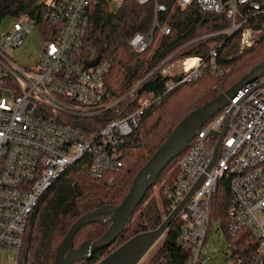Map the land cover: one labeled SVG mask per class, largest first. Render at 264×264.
Here are the masks:
<instances>
[{
  "label": "built area",
  "instance_id": "obj_1",
  "mask_svg": "<svg viewBox=\"0 0 264 264\" xmlns=\"http://www.w3.org/2000/svg\"><path fill=\"white\" fill-rule=\"evenodd\" d=\"M91 1L46 0L44 15L49 28L21 16L0 30V264H17L32 212L43 192L68 167L81 162L93 178L121 167V140L135 129L143 110L123 113L121 97H112L105 82L108 62L83 48L85 12ZM108 1L115 5L121 2ZM177 2L181 6L194 2L202 11L224 13L231 21L224 30L228 34L245 23L250 11L260 9V0ZM156 9L163 11L165 6L157 4ZM31 27H36L45 41L34 68L20 65L10 54L29 37ZM162 33L168 34L169 27L162 26ZM152 37V31L136 32L128 43L133 50L143 52ZM254 37V30L243 26L240 49L252 46ZM210 54L213 60L214 51ZM95 58V65L85 67ZM168 59L161 63L160 75H178L181 82H187L201 72L200 56L179 58L178 72L173 71L176 66ZM212 72L219 74L220 70ZM262 83L264 75L245 84L201 126L181 152L172 183L163 188L171 212L203 177L175 217L180 222L177 242L188 253L184 264H208L210 254L202 251V245L213 224L230 243L225 264H264ZM172 86L171 80L165 83L167 90ZM119 110L122 114L117 120ZM84 117L103 124L95 128L93 120L82 122ZM224 175L229 177L230 197L228 221L223 225L222 219L215 216L213 197ZM239 231L244 232L236 237Z\"/></svg>",
  "mask_w": 264,
  "mask_h": 264
},
{
  "label": "trees",
  "instance_id": "obj_2",
  "mask_svg": "<svg viewBox=\"0 0 264 264\" xmlns=\"http://www.w3.org/2000/svg\"><path fill=\"white\" fill-rule=\"evenodd\" d=\"M44 4L46 0H0V23L6 17L24 16L49 28ZM157 4H163L165 10L158 11ZM85 15L87 24L82 37L83 48L88 54L93 52L108 62L105 82L112 97H121L123 113L139 108L143 110L135 129L121 140L122 165L117 171H107L102 177L93 178L78 162L68 167L43 192L30 216L17 264H53L59 244L77 220L102 207H117L138 174L180 121L224 92L227 83L240 79L264 57V0H260V9L250 11L245 23L230 34L224 32L231 25L224 13L202 11L194 2L181 6L177 0H148L144 3L121 0L119 5H115L108 0H92ZM164 25L169 27L168 34L162 33ZM243 26L258 30L260 36L256 44L238 53ZM149 31H152V40L158 41L153 51L147 54L152 43L143 52L133 50L128 43L130 38L136 32ZM199 31L208 36L191 41ZM185 48L187 51L182 52ZM212 48L216 52L213 60L210 54ZM185 56L201 57L202 68L197 78L181 82L178 75L163 77L159 74L157 67L166 58L169 57V62L173 57ZM212 69L223 70V74H214ZM168 80L173 83L169 90L165 88ZM135 86L134 94L127 95ZM81 120H93L95 128L103 124L92 117ZM180 154L171 158L156 176L157 180H161L164 172L173 166L169 176L158 184L160 203L155 197L149 198L148 194L150 188L157 185L156 180L145 191L141 202L109 245L96 249L89 258L78 259L71 264H96L132 236L153 230L161 224L163 217L169 214L170 204L164 195L163 185L172 183ZM220 182V189L213 197L216 205L214 212L218 214L214 215L220 217L224 225L228 221L229 177L224 175ZM100 217L106 218L108 214L103 213ZM109 226L108 221L86 222L73 236V248L84 241L99 239ZM179 232L180 222L177 218L169 224L161 243L144 264H184L188 253L177 242ZM242 232L239 231L236 237ZM109 248L113 249L109 251ZM251 249L247 250V254Z\"/></svg>",
  "mask_w": 264,
  "mask_h": 264
},
{
  "label": "water",
  "instance_id": "obj_3",
  "mask_svg": "<svg viewBox=\"0 0 264 264\" xmlns=\"http://www.w3.org/2000/svg\"><path fill=\"white\" fill-rule=\"evenodd\" d=\"M97 61L98 58H95L93 61L87 62L85 67L95 65ZM263 75L264 61L246 72L227 92L215 97L207 104L188 114L167 138L147 166L138 174L130 190L117 207H102L92 213L84 215L73 224L67 235L59 244L53 264H71L78 259H87L96 249L109 245L121 232L125 223L141 202L145 191L152 185L153 180L161 172L165 164L171 158L183 152L190 140L199 133L201 126L220 110V108L226 105L229 99H232L241 87ZM262 85H264V83H262ZM223 133L224 129L220 133L219 140L222 138ZM217 149L218 144L215 147L214 158L217 155ZM202 179L203 177L196 182L184 200L164 217L157 228L140 232L132 236L102 257L96 264H137L155 241L164 234L181 207L193 195ZM103 213H107L108 217H100ZM88 221H108L110 222V226L99 239L95 241H84L79 247L73 248V236Z\"/></svg>",
  "mask_w": 264,
  "mask_h": 264
},
{
  "label": "rangeland",
  "instance_id": "obj_4",
  "mask_svg": "<svg viewBox=\"0 0 264 264\" xmlns=\"http://www.w3.org/2000/svg\"><path fill=\"white\" fill-rule=\"evenodd\" d=\"M17 18L15 17H6L2 20V22L0 23V30L3 29H7L14 21H16ZM254 30V38L256 42V40L258 39V37L260 36V32L258 30ZM160 33V31H159ZM198 35H196L195 39L191 40V41H196V40H200L203 38V36L207 37L208 35H203V31H199L197 33ZM159 36V34L157 35ZM158 39V38H157ZM190 41V42H191ZM190 42H188L186 45H188ZM45 41L43 40L41 34L39 33V31L37 30L36 27H31L30 30V34L29 37H27L24 41V43L21 45V47L18 50H12L10 52L11 56H13L17 62L25 67H30V68H34L35 67V63L41 58V53L39 48H42L44 46ZM151 46L148 48L147 54H150L153 49L155 48V46L158 44V41L156 40H152L151 42ZM213 43H211V45H213ZM256 44V43H255ZM248 48V47H247ZM244 49H240L239 45H238V53H241L245 50ZM187 51V48H185V50H183L182 52ZM214 51L215 49H211L210 52ZM181 52V53H182ZM264 55V54H263ZM215 57V56H214ZM180 58V57H179ZM179 58H175L173 57V62L175 64V66L177 65V60ZM201 58V57H200ZM263 59V60H262ZM262 59L258 60V64L262 63L264 61V57ZM170 62V61H169ZM180 63V61H179ZM257 64V65H258ZM161 65V64H160ZM158 66L157 68H159L161 66ZM256 65V66H257ZM164 67V66H163ZM162 67V68H163ZM171 67V66H170ZM255 67V66H254ZM172 68V67H171ZM179 67L176 66L173 68V71L178 72ZM221 73H219L218 75H222L223 74V70H220ZM175 74V73H174ZM163 77H168L167 75H162ZM234 81H231L229 83L226 84L225 87V91L221 92V94L227 92L235 83L238 82V79H233ZM231 83V84H230ZM134 93L130 94V96H132ZM219 96V95H218ZM217 96V97H218ZM186 118V117H185ZM184 118V119H185ZM182 119V120H184ZM182 120L180 121V123L182 122ZM179 123V124H180ZM178 124V125H179ZM173 166L168 168L165 172L164 175L162 176L161 180H157L156 178L153 180V183L156 182L157 180V185H155L153 188L151 187L148 194H149V198L150 197H155L156 201H158V203H160V190H159V186L158 184H161L162 180L165 179L167 176H169V174L172 172ZM177 173V172H176ZM176 175V174H175ZM159 181V182H158ZM164 181V180H163ZM166 184L163 185V188L165 187ZM107 218V217H106ZM164 218V217H163ZM164 235H161L156 241L155 243L149 248V250L142 256V258L139 260V262L137 264H144L145 262L148 261V259L151 257L153 251L158 247V245L161 243L162 239H163ZM79 242V241H78ZM81 242V241H80ZM230 247V243L227 239H225L222 234L216 229V225L213 224V226L211 225L206 232L204 241H203V245H202V251H204L205 253L210 254V257L207 259V263L208 264H225L227 262L226 259V250ZM113 248H109L108 250H112ZM104 256V255H103Z\"/></svg>",
  "mask_w": 264,
  "mask_h": 264
},
{
  "label": "bare ground",
  "instance_id": "obj_5",
  "mask_svg": "<svg viewBox=\"0 0 264 264\" xmlns=\"http://www.w3.org/2000/svg\"><path fill=\"white\" fill-rule=\"evenodd\" d=\"M121 114H122V112L119 110V111L116 113L115 119L119 120V119L121 118Z\"/></svg>",
  "mask_w": 264,
  "mask_h": 264
}]
</instances>
